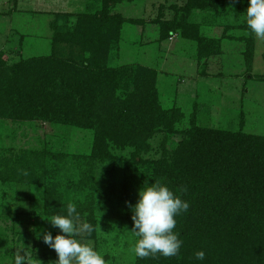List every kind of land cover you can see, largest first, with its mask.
<instances>
[{"label": "rangeland", "instance_id": "1", "mask_svg": "<svg viewBox=\"0 0 264 264\" xmlns=\"http://www.w3.org/2000/svg\"><path fill=\"white\" fill-rule=\"evenodd\" d=\"M31 1L35 9L49 12L79 6L78 0ZM28 2L0 0V51L6 63L52 50L75 64L89 55L96 61L97 56L109 67L132 71L117 92L138 95L147 89L145 84L153 86L161 108L177 110L179 118L173 130L155 128L144 140V150L110 144L112 157L97 159L92 157V128L0 116V264H15L21 252L29 264H56L57 254L44 243L43 234L60 231L49 219L66 214L68 203L77 205L78 223L89 222V214L94 220L91 236L82 233L78 239H90L106 264H135L137 238L128 202H136L145 180L151 183L146 163L171 152L191 126L264 135V37L249 33L236 0H222L216 10L191 9L186 17L199 24L201 35L220 41L218 52L198 57L192 39L180 29L166 32L162 27L181 17L186 0H120L108 14L121 21L108 29L105 50L92 57L90 51L66 45L53 48V14L19 9ZM80 2L73 12L101 10V0H91V8ZM74 16L67 25L74 24ZM136 153L142 162L134 158Z\"/></svg>", "mask_w": 264, "mask_h": 264}, {"label": "trees", "instance_id": "2", "mask_svg": "<svg viewBox=\"0 0 264 264\" xmlns=\"http://www.w3.org/2000/svg\"><path fill=\"white\" fill-rule=\"evenodd\" d=\"M117 1L101 0L100 11L54 12L53 48L66 45L90 51L92 57L104 51L108 29L121 21L108 14ZM221 1L186 0L181 17L164 23L163 31L180 29L196 43L198 57L218 52L219 39L201 35L199 24L186 14L195 8L216 10ZM236 3L245 13L247 0ZM74 13V24L67 25ZM247 48L251 51L252 45ZM1 52L0 116L92 128V157L97 159L112 157L110 144L131 145L140 152L155 128L166 125L173 130L179 118L177 110L161 108L153 86L145 84L147 89L138 95L117 92L125 77H132L126 66L109 67L90 55L75 64L71 58H58L54 50L8 64ZM185 134L171 152L164 151L145 166L151 182H165L178 194L180 187H187L181 197L190 207L176 217L175 231L183 241L180 254L137 256L135 264H264V135L208 126H191ZM134 158L141 161L138 153ZM88 221L94 224L90 214ZM198 250L205 252L203 261L195 257Z\"/></svg>", "mask_w": 264, "mask_h": 264}, {"label": "clouds", "instance_id": "3", "mask_svg": "<svg viewBox=\"0 0 264 264\" xmlns=\"http://www.w3.org/2000/svg\"><path fill=\"white\" fill-rule=\"evenodd\" d=\"M245 22L257 37H264V0H247ZM186 191V186L180 187L178 194L165 182L144 181L138 189L136 202H128L132 214V230L137 238L133 248L136 256L171 257L180 254L183 241L180 233L175 231L176 217L187 212L190 207L189 202L181 197ZM79 219L80 213L75 203L67 204L66 214H56L49 219L53 227L60 229L55 235L50 231L43 234L44 243L57 254L56 264H106L104 254L94 247L90 239H78L82 233L91 236L95 230L92 223H78ZM195 257L203 261L205 252L198 250ZM25 262L29 264L23 252L15 257V264Z\"/></svg>", "mask_w": 264, "mask_h": 264}, {"label": "crops", "instance_id": "4", "mask_svg": "<svg viewBox=\"0 0 264 264\" xmlns=\"http://www.w3.org/2000/svg\"><path fill=\"white\" fill-rule=\"evenodd\" d=\"M19 0H15V3H17ZM75 1H77V0H75ZM70 2H74L73 0H70V1H68V4L70 3ZM78 2H79V6H74L75 8H73V10L72 11H65V9H63V8H60V9H57V12L59 11V12H73V11H77L81 6H80V4H81V2H80V0H78ZM90 3H91V0H85V2H83V4L85 5V6H90ZM97 3V2H96ZM19 4V3H18ZM36 5V3L33 1H31L30 0V2H28V3H22V5L19 7V9H21V8H23L24 10H27V11H34V12H41V13H46L47 15H52L54 12H49L48 10H43V9H38V11H37V9H35L34 7H33V5ZM75 4V3H74ZM20 5V4H19ZM16 6V5H15ZM17 7V6H16ZM18 8V7H17ZM72 9V8H71ZM80 11V10H79Z\"/></svg>", "mask_w": 264, "mask_h": 264}]
</instances>
